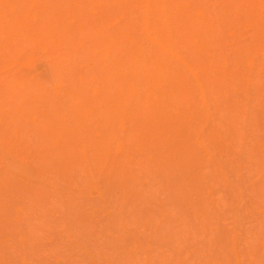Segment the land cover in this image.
<instances>
[{
	"label": "rangeland",
	"instance_id": "rangeland-1",
	"mask_svg": "<svg viewBox=\"0 0 264 264\" xmlns=\"http://www.w3.org/2000/svg\"><path fill=\"white\" fill-rule=\"evenodd\" d=\"M204 7L219 44L180 165L129 138L116 168L83 163L32 120L6 123L0 264H264V0ZM44 52L36 73L51 66Z\"/></svg>",
	"mask_w": 264,
	"mask_h": 264
},
{
	"label": "bare ground",
	"instance_id": "bare-ground-1",
	"mask_svg": "<svg viewBox=\"0 0 264 264\" xmlns=\"http://www.w3.org/2000/svg\"><path fill=\"white\" fill-rule=\"evenodd\" d=\"M204 1L0 0V162L14 157L3 130L20 116L83 163L116 168L114 145L129 138L180 165L219 44ZM42 51L51 66L36 73Z\"/></svg>",
	"mask_w": 264,
	"mask_h": 264
}]
</instances>
